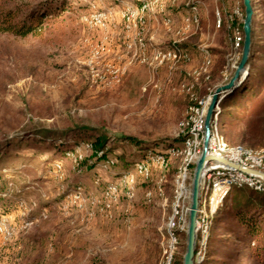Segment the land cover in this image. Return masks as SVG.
I'll list each match as a JSON object with an SVG mask.
<instances>
[{
    "label": "rangeland",
    "instance_id": "374dc122",
    "mask_svg": "<svg viewBox=\"0 0 264 264\" xmlns=\"http://www.w3.org/2000/svg\"><path fill=\"white\" fill-rule=\"evenodd\" d=\"M145 2L149 5L143 9ZM255 2L261 3L258 14L264 21V0ZM68 4L62 16L47 19L40 36L0 32V264H169V259L183 264L189 212L181 220L175 209L190 207L195 163L186 196L178 201L184 155H172L163 170L150 154L144 159L148 182L136 166L141 157L134 156L146 149L129 143L115 148L123 140L116 138L135 136L154 150L167 148L156 145L160 139L175 142L189 113L190 86L207 65L208 50L224 53L225 83L233 75L243 48L220 25L223 13L244 21L245 11L240 0ZM195 14L198 22L192 20ZM185 43L190 57L183 48L186 58L180 61L156 59L158 51ZM76 125L108 133L111 163L94 160L81 169L78 160L90 156L89 144L74 133L62 139L51 135ZM39 130L48 133H35ZM61 141L65 147L58 146ZM72 146L74 151L66 153ZM116 154L127 156L126 163L114 165ZM110 183L120 187V194L104 212ZM128 188L133 197L126 194ZM213 220L205 222L206 232L198 231V262L204 259ZM232 264L256 263L243 258Z\"/></svg>",
    "mask_w": 264,
    "mask_h": 264
},
{
    "label": "trees",
    "instance_id": "16d2710c",
    "mask_svg": "<svg viewBox=\"0 0 264 264\" xmlns=\"http://www.w3.org/2000/svg\"><path fill=\"white\" fill-rule=\"evenodd\" d=\"M59 1L46 0L39 4H30L23 0H0V32L23 36H28L29 34L40 36L45 30L47 19L49 17L62 16L63 10L69 5V0H61V6H59ZM240 3L244 12L243 0H240ZM259 5L261 3L257 5L255 0H252L254 9L252 43L249 66L245 70V78L221 96L219 109L215 110L213 120L218 122L219 131L222 132L228 143L236 141L240 145L249 143L252 146L264 147V42L261 41V37L264 36V21L259 19ZM230 17L231 19L223 13L220 27L224 26L225 29L229 30L231 40H235L236 33H241L243 35V48V20L233 14ZM188 46L185 43L175 47L176 49L185 48V52L189 55ZM208 53L209 56H205L204 60V62H208L207 70L201 72L198 76L196 75L197 81L194 85L192 84L190 94L191 97L192 95L194 96V99L191 98V105L213 94L219 84L225 83L224 53L221 54L215 48L208 50ZM217 57H222L223 60L220 61ZM187 117L188 114L184 120ZM221 119L222 126H220ZM68 132L74 133L76 138L80 137L85 143L90 145V156L78 160L81 169L91 166L89 163L93 164L94 160H104L111 163L109 156L113 152L114 147L110 142L113 139L106 131L88 125H76L74 128L60 134L51 132L53 133L51 135H59L62 139ZM188 132L189 129L186 128L184 132L177 136V140L173 143L164 140V138L158 140L159 142H156V145L167 144V148L162 150H154L152 148L153 145L149 141L140 140L135 136L116 138L117 140H123H120L119 144L115 145V148H123L125 143H129L138 148L146 149L139 150L134 155L135 157H141L137 162L144 161L150 154L166 155L169 168L172 158L167 150L172 146H176L181 151ZM35 133L46 135L48 131L39 130ZM58 146L61 148L65 147V143L61 141ZM74 149L75 147L72 146L67 149L66 153L73 152ZM180 155L178 153L173 156L177 158ZM115 158L116 162L114 165L119 161L126 163L127 156L116 154ZM150 179L151 173L149 169V176H146V180L150 182ZM225 203V207L214 217V222L207 238L204 259L201 262L197 260L196 248L195 264H232L233 260L237 261L243 258H251L256 264H264V189L257 190L247 185L234 187L226 197ZM229 220L231 223L225 226L226 228H223L222 226ZM218 230H224L225 233L220 236ZM230 247H232L231 250L229 249Z\"/></svg>",
    "mask_w": 264,
    "mask_h": 264
},
{
    "label": "built area",
    "instance_id": "2783aa9c",
    "mask_svg": "<svg viewBox=\"0 0 264 264\" xmlns=\"http://www.w3.org/2000/svg\"><path fill=\"white\" fill-rule=\"evenodd\" d=\"M165 1V0H163ZM149 4L147 2L143 3V9H146ZM194 22H198V17L195 14L193 19ZM170 20L166 23L169 24ZM191 24L188 22L186 28H190ZM243 35L237 33L235 38V44L239 48L242 45ZM186 58V55L180 49H169L158 51L156 54V59L160 62L167 60L170 61H180ZM208 67V62L203 69L196 72L198 76L201 72H205ZM192 88V86H190ZM189 88V90H190ZM212 97V96H211ZM194 99V96L191 97ZM221 98V97H220ZM211 98L206 97L204 99L198 100L197 103L190 106L188 117L180 123L181 132H184L186 128L189 132L183 143L182 150H178L176 146L170 147L167 152L169 154H182L184 155L183 163L180 167L178 178H177V189L176 194L178 201L186 196V181L189 178V171L192 166L199 158L202 153V145L204 139V124L205 115L207 108L210 104ZM220 103V100H219ZM219 103L216 109L219 107ZM212 135L209 144V154L212 156L224 157L241 164L243 166L257 169L264 172V148L254 149L243 145H231L227 142L223 135L219 133L218 122L213 120L211 124ZM90 147V145H88ZM152 162L158 163L163 170L168 168V158L163 154H154L149 158ZM138 169L143 172L146 176H149V163L148 162H138L136 164ZM126 178L123 182L126 183ZM244 185L250 186L257 190L264 189V182L252 175L245 174L241 171L234 170L233 168L216 162H210L206 167L201 179V198L200 207L198 211V231L204 228L203 231H207L208 225L205 223L210 216L212 218L223 208L225 204V199L234 187H242ZM120 187L115 183H110L105 189V199L103 203L102 210L104 212H109L112 203L116 201L120 194ZM126 194L129 197L134 196L132 189L128 188ZM148 196H151L149 193ZM190 207H186L184 204L181 210L175 209V215H179L180 219L184 220L189 212ZM175 224H173L174 226ZM171 259H169V264Z\"/></svg>",
    "mask_w": 264,
    "mask_h": 264
},
{
    "label": "water",
    "instance_id": "95a60500",
    "mask_svg": "<svg viewBox=\"0 0 264 264\" xmlns=\"http://www.w3.org/2000/svg\"><path fill=\"white\" fill-rule=\"evenodd\" d=\"M245 7V17L243 21L244 43L242 55L239 63L235 67V71L231 78L223 85L217 87L211 97L210 104L207 108L204 124V139L202 145V153L195 162V169L193 173V181L191 187V203L189 208V220L186 234V252L183 257V264H195V252L198 238V211L200 207L201 198V179L205 167L210 162L225 164L234 170L241 171L245 174L252 175L261 179L264 182V172L252 169L241 164L231 162L227 158L212 156L209 154V144L212 135L211 124L213 122V115L219 103L220 97L229 89H232L241 80L243 71L249 66L251 43H252V20L254 9L252 0H243Z\"/></svg>",
    "mask_w": 264,
    "mask_h": 264
},
{
    "label": "bare ground",
    "instance_id": "6f19581e",
    "mask_svg": "<svg viewBox=\"0 0 264 264\" xmlns=\"http://www.w3.org/2000/svg\"><path fill=\"white\" fill-rule=\"evenodd\" d=\"M247 68H248V67H247ZM247 68H246V69H247ZM246 69H245V70H246ZM245 70L243 71L242 78H241V80H240L239 82H241V81L244 80V78H245V74H246V71H245ZM239 82H238V83H239ZM229 90H230V89H229ZM229 90H228V91H229ZM226 92H227V91H226ZM226 92H225V93H226ZM225 93H224V94H225ZM217 109H219V107H218Z\"/></svg>",
    "mask_w": 264,
    "mask_h": 264
}]
</instances>
